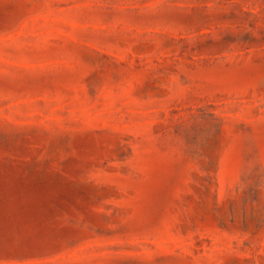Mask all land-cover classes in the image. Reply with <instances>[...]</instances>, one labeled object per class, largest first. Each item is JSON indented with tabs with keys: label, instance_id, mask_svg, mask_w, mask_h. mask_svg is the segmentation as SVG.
<instances>
[{
	"label": "rangeland",
	"instance_id": "374dc122",
	"mask_svg": "<svg viewBox=\"0 0 264 264\" xmlns=\"http://www.w3.org/2000/svg\"><path fill=\"white\" fill-rule=\"evenodd\" d=\"M0 264H264V0H0Z\"/></svg>",
	"mask_w": 264,
	"mask_h": 264
}]
</instances>
